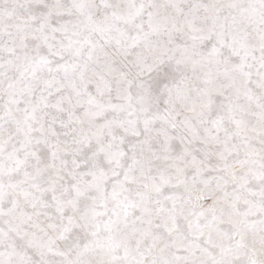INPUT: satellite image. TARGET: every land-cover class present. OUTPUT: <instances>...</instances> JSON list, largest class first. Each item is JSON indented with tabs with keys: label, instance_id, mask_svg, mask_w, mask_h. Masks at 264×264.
<instances>
[{
	"label": "snow or ice",
	"instance_id": "obj_1",
	"mask_svg": "<svg viewBox=\"0 0 264 264\" xmlns=\"http://www.w3.org/2000/svg\"><path fill=\"white\" fill-rule=\"evenodd\" d=\"M0 264H264V0H0Z\"/></svg>",
	"mask_w": 264,
	"mask_h": 264
}]
</instances>
